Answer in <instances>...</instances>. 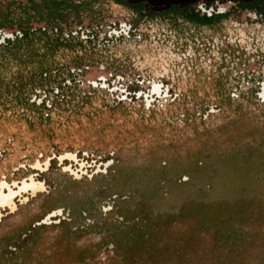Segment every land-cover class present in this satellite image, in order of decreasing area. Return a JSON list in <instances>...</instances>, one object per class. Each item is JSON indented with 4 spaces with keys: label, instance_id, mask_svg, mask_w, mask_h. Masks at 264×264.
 <instances>
[{
    "label": "rangeland",
    "instance_id": "1",
    "mask_svg": "<svg viewBox=\"0 0 264 264\" xmlns=\"http://www.w3.org/2000/svg\"><path fill=\"white\" fill-rule=\"evenodd\" d=\"M29 176L0 264H264V0H0V181Z\"/></svg>",
    "mask_w": 264,
    "mask_h": 264
},
{
    "label": "flooded vegetation",
    "instance_id": "2",
    "mask_svg": "<svg viewBox=\"0 0 264 264\" xmlns=\"http://www.w3.org/2000/svg\"><path fill=\"white\" fill-rule=\"evenodd\" d=\"M211 15H213V13H211ZM190 17L195 21H207V22H209V21H213L214 19H216L217 15L212 17V18H206V19L203 17H199L195 14H192L191 16H189V18ZM240 34L243 35L244 32L240 31ZM154 90L158 91L159 86L155 84ZM66 155L71 156V157L73 156L72 154H68V153ZM37 165H39V164L37 163ZM43 187H44L43 183L40 181H36L32 176H29V178H27V179H23L19 183L14 182L12 185L9 184L8 182H6L5 180H1L0 181V210H1V207H5V206L13 208L15 206L14 197L17 194H21L22 192H26L28 190H30L32 193H34L38 190L43 189ZM143 205L146 207L145 204H143ZM187 206L188 205H185L181 209H183Z\"/></svg>",
    "mask_w": 264,
    "mask_h": 264
},
{
    "label": "trees",
    "instance_id": "3",
    "mask_svg": "<svg viewBox=\"0 0 264 264\" xmlns=\"http://www.w3.org/2000/svg\"><path fill=\"white\" fill-rule=\"evenodd\" d=\"M207 8V7H206Z\"/></svg>",
    "mask_w": 264,
    "mask_h": 264
}]
</instances>
